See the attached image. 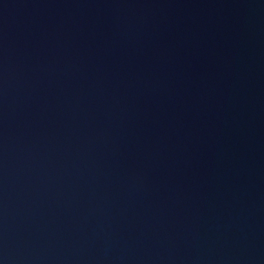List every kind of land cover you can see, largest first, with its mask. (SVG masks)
Segmentation results:
<instances>
[{
    "label": "water",
    "instance_id": "water-1",
    "mask_svg": "<svg viewBox=\"0 0 264 264\" xmlns=\"http://www.w3.org/2000/svg\"><path fill=\"white\" fill-rule=\"evenodd\" d=\"M0 264H264V0H0Z\"/></svg>",
    "mask_w": 264,
    "mask_h": 264
}]
</instances>
